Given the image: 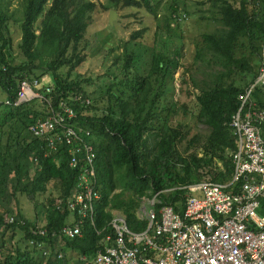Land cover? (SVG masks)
Returning <instances> with one entry per match:
<instances>
[{"label": "trees", "instance_id": "trees-1", "mask_svg": "<svg viewBox=\"0 0 264 264\" xmlns=\"http://www.w3.org/2000/svg\"><path fill=\"white\" fill-rule=\"evenodd\" d=\"M157 1L106 0L101 5L105 9H145L153 14ZM212 6L218 8L215 31L202 36L194 58L200 66L197 72L206 78L198 82L187 78L188 69L181 76L182 84L189 86L187 92L194 95V106L184 103L178 107L173 102L169 108L157 111L166 93V78L183 57L179 46L166 41L179 28L181 3L172 5L169 15L156 16L155 45L165 42L167 52L154 55L148 74L142 76L133 67L134 55L129 54L126 45L124 62L118 68L124 78L117 81L114 76L116 84H109L106 94L92 100L87 89L91 82L73 77L87 60L84 39L97 4L86 0H20L18 18L14 19L20 24L18 47L27 61L14 65L5 53L11 43L10 31L5 29L14 14L7 13L9 0H0L1 94L14 99L18 81L24 76H49L55 85L56 101L61 97L73 102L80 95L91 101L76 107L78 124L92 132L97 156L101 194L95 205L98 230H108L114 215L120 214L127 218L131 229L143 231L147 222L138 218L143 198L198 181L232 180L238 146L230 123L242 105V96L253 85L248 107L254 104L252 110H264V84H256L264 70V0H240L239 6L231 0H212ZM144 33L139 30L131 38L140 40ZM245 52L263 60L259 71ZM241 77L251 80L242 86L237 84ZM179 109L210 129L201 143V157L184 156L180 151L179 144L188 134L170 123L173 112ZM47 115L45 104L39 101L18 107L0 103V264H95L102 235L97 234L90 220L84 223L82 236L69 239L63 234V228L76 218L67 203L74 196L78 176L77 170L69 166L67 149L61 147L45 157L43 142L29 132L33 123ZM193 139L198 141V137ZM47 192L51 194L44 237L34 235L36 224L25 220L19 210L14 214L6 202L7 193L18 201V194L35 200ZM163 198L178 200L177 194ZM57 200L62 203L56 205ZM259 212L264 215V201ZM7 216L14 217V222L7 223ZM31 241L43 242L45 248ZM47 247L49 252L44 256ZM59 253L63 254L60 259Z\"/></svg>", "mask_w": 264, "mask_h": 264}, {"label": "built area", "instance_id": "built-area-1", "mask_svg": "<svg viewBox=\"0 0 264 264\" xmlns=\"http://www.w3.org/2000/svg\"><path fill=\"white\" fill-rule=\"evenodd\" d=\"M45 80L24 76L14 99L0 90V103L16 107L36 101L45 104L48 115L33 123L29 132L43 142L45 157L66 147L69 166L78 176L74 196L67 203L76 218L73 225L63 228V234L69 239L82 236L83 225L90 220L102 235L95 264H264V215L259 212L264 201V110H252L254 104L248 107L254 85L242 96V105L230 123L238 146L232 180L198 181L143 198L138 218L147 222V228L135 231L120 214L114 215L108 230L97 229L95 205L101 198L97 156L92 132L78 124L76 107L91 101L82 95L73 102L61 97L56 101L54 83ZM258 83L264 84V70ZM174 194L178 200L163 198ZM61 203L57 200L56 205ZM6 222H14V217L7 216ZM32 233L47 236L45 225ZM31 244L45 248L43 242Z\"/></svg>", "mask_w": 264, "mask_h": 264}, {"label": "rangeland", "instance_id": "rangeland-1", "mask_svg": "<svg viewBox=\"0 0 264 264\" xmlns=\"http://www.w3.org/2000/svg\"><path fill=\"white\" fill-rule=\"evenodd\" d=\"M231 1L239 6L240 0ZM86 2H95L97 8L91 14L89 27L84 39L87 46L85 49L87 60L77 70L73 78L91 82L87 89L92 100L106 94L109 84H116L118 79L124 78L121 69L118 68L124 62V47L126 45L129 46V54L134 55L133 67L142 76L148 74L154 55L162 52L166 54L167 52L165 42L160 41L155 45V35L158 27L156 16L169 15L172 12V5L181 3L182 9L179 12L180 18L177 23L179 28L166 41H168V44H173L174 47L179 46L182 49L183 57L179 61V67H176L174 72L166 78V93L160 99L159 104H157V111L169 108L173 102L177 103L178 107H181L184 103L194 106L192 101L194 95L187 92L189 86L182 84L181 76L188 69L187 78H193L196 82L206 78L200 72H197L200 66L196 65L194 58L197 46L202 41V36L215 31L214 18L217 16L218 8L212 6V0H158L153 14H150L145 9H105L101 4L106 3V0H86ZM18 7H20V0H9L10 9L7 13L14 15L13 19L9 21V28L5 29V31H10L8 35L11 37L10 46L6 48L5 53L9 62L14 65H20L27 61L18 47L20 24L15 21L18 18L16 9ZM111 10L117 12V18L113 23H110ZM14 16H16L15 19ZM164 25L165 23L163 22L161 25L162 29H164ZM139 30L145 31L144 37L135 41L131 38L132 34ZM164 35L166 36V34ZM245 54L249 56L247 52ZM249 58L256 70L259 71L263 65V60H260L255 55L253 57L249 56ZM37 64L40 63L37 61ZM204 67L205 65L201 66V69ZM205 70L209 71L208 68H205ZM114 76L115 78L117 77V81L115 78L113 79ZM48 77L45 81L49 80V82H52V79ZM250 80L251 77L242 78V80L237 81V84L244 86ZM166 114L167 112H164L163 117ZM160 122L162 123V121ZM170 123L175 127L181 126L183 131L188 134L187 138L179 144L180 151L184 156L197 154L201 157L204 154L201 149V143L209 135L210 129L194 116L185 114L182 109L173 112ZM197 137L198 141L193 139ZM50 194V192L39 194L35 200L26 194H18L17 201L10 193H7L8 201L6 205L7 207L10 206L14 214L18 210L21 211L25 220L35 223V227H42L46 223ZM47 251L49 252L48 247Z\"/></svg>", "mask_w": 264, "mask_h": 264}, {"label": "water", "instance_id": "water-1", "mask_svg": "<svg viewBox=\"0 0 264 264\" xmlns=\"http://www.w3.org/2000/svg\"><path fill=\"white\" fill-rule=\"evenodd\" d=\"M117 18V12L115 10L110 11V23H113V21Z\"/></svg>", "mask_w": 264, "mask_h": 264}]
</instances>
